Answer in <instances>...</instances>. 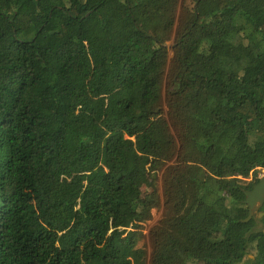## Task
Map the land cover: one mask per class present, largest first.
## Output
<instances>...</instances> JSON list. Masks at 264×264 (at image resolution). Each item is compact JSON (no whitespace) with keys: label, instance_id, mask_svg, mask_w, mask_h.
I'll list each match as a JSON object with an SVG mask.
<instances>
[{"label":"trees","instance_id":"obj_1","mask_svg":"<svg viewBox=\"0 0 264 264\" xmlns=\"http://www.w3.org/2000/svg\"><path fill=\"white\" fill-rule=\"evenodd\" d=\"M261 169L264 0H0V264H264Z\"/></svg>","mask_w":264,"mask_h":264},{"label":"rangeland","instance_id":"obj_2","mask_svg":"<svg viewBox=\"0 0 264 264\" xmlns=\"http://www.w3.org/2000/svg\"><path fill=\"white\" fill-rule=\"evenodd\" d=\"M175 24H178V18L175 21ZM169 44L171 45V42H169ZM172 56V53H171ZM172 162L166 163L165 165H163L159 171V173L157 172L156 175V182H157V186L159 189V193L161 196H163L164 193V175L166 174L167 168L172 165ZM164 215V209L163 207L160 209H155L153 211V217L150 221L146 222L144 224V237L142 239H140L138 246L142 247L144 249L147 250L148 254H150L151 250H152V242H151V230L153 229V227H155L159 221L162 219Z\"/></svg>","mask_w":264,"mask_h":264},{"label":"water","instance_id":"obj_3","mask_svg":"<svg viewBox=\"0 0 264 264\" xmlns=\"http://www.w3.org/2000/svg\"><path fill=\"white\" fill-rule=\"evenodd\" d=\"M243 191L246 195L245 202L250 209L249 215L245 221H249L255 213L254 210H256L257 207L264 205V177L261 179L260 183L256 184L251 190L244 189ZM263 214L264 212L259 213V215Z\"/></svg>","mask_w":264,"mask_h":264},{"label":"flooded vegetation","instance_id":"obj_4","mask_svg":"<svg viewBox=\"0 0 264 264\" xmlns=\"http://www.w3.org/2000/svg\"><path fill=\"white\" fill-rule=\"evenodd\" d=\"M258 176H259V180L255 181V182H254L253 174L251 175V177L246 178V181H248L249 183H250V182H254L252 188H253L256 184H259L260 181H261V179L264 177V169H262V170L259 171V175H258ZM252 188H251V189H252ZM251 189H249V190H251ZM262 206H264V205H262ZM262 206L257 207L256 210H254V211H255V212L258 211Z\"/></svg>","mask_w":264,"mask_h":264},{"label":"clouds","instance_id":"obj_5","mask_svg":"<svg viewBox=\"0 0 264 264\" xmlns=\"http://www.w3.org/2000/svg\"><path fill=\"white\" fill-rule=\"evenodd\" d=\"M262 170V169H261ZM260 171V170H259Z\"/></svg>","mask_w":264,"mask_h":264}]
</instances>
